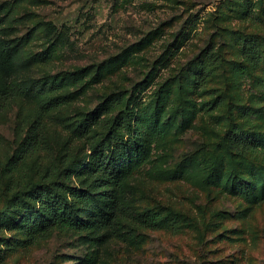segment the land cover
Segmentation results:
<instances>
[{
  "label": "rangeland",
  "instance_id": "1",
  "mask_svg": "<svg viewBox=\"0 0 264 264\" xmlns=\"http://www.w3.org/2000/svg\"><path fill=\"white\" fill-rule=\"evenodd\" d=\"M245 1L0 0L4 37L25 58L51 54L19 68L0 53V89L60 85L0 114V264H264V148L224 142L235 123L264 141V119L232 108L264 107V63L244 54L247 39L264 53V18L246 17ZM249 1L258 11L264 2ZM202 63L211 70L204 89L193 73ZM99 152H112L119 180L85 172ZM40 188L82 219L105 217L111 196L132 212L175 216L177 229L119 211L103 229L53 228L32 240L27 219L46 212L30 198Z\"/></svg>",
  "mask_w": 264,
  "mask_h": 264
},
{
  "label": "trees",
  "instance_id": "2",
  "mask_svg": "<svg viewBox=\"0 0 264 264\" xmlns=\"http://www.w3.org/2000/svg\"><path fill=\"white\" fill-rule=\"evenodd\" d=\"M246 7L244 15L252 19H258L260 17L264 18V2L260 10L258 11L254 5L249 0L245 1ZM7 25V15H0V53L8 56L9 60L14 66L19 68L36 62H47L51 58V54L41 53L36 54L33 58H25L22 53V44L15 42L10 38H6L3 35V32ZM244 54L245 56L255 65L259 62L264 63V53L259 49L258 42L256 39H247L244 43ZM235 67L239 70H243V67L239 64H235ZM194 78L195 84L204 89L208 85V80L211 75V70L208 65L202 63L200 67L194 69ZM60 85L57 83H42V84H30L27 87H11L0 89V114L4 111L6 106L14 98L22 95H36L47 92H53L58 90ZM67 99L63 98H52L51 100L42 104V109L44 111L49 110L52 107L59 106L62 103H65ZM216 104H221L223 102V97L218 95ZM234 112L240 118H254L260 117L264 119V107H254L247 104H236L232 105ZM96 117L92 116L89 118L87 125L83 126V134H87L90 127L94 126L96 123ZM37 144L42 143L41 137H34ZM224 142L226 147L235 152H247L255 150L259 147L264 148V141H261L256 135V133H250L241 126L240 124L235 123L232 127L228 128L225 132ZM97 160L93 166L86 168L85 172H95L102 171L107 174L110 179L119 180L122 176V167L113 162L112 152L108 155L103 152L96 153ZM119 166V167H118ZM264 193V190L262 191ZM46 190L44 188L37 189L35 193H30V198L41 201L43 206L46 208L44 214L33 213L27 219L26 229L30 239L36 240L40 237H44L45 234L53 228L60 229H74V230H83L89 228L103 229L109 226L116 218H119L117 215L119 211H123L122 216L130 218L135 224L145 226L153 229L160 228H169L172 231L177 229V218L175 216L168 217L163 216L159 210L152 211H143V212H132L128 207H125L119 203V200L111 199L108 197L107 210H110L114 207L112 211L106 213L105 217L101 216L100 212H97L92 215L89 219H82L79 217L76 210L65 203L61 199L51 198L48 200L42 199ZM256 190L252 188V195L255 196ZM108 196V195H107ZM15 202V206L19 205ZM24 204V201H22ZM6 218H0V229L5 227L4 222ZM6 223V222H5ZM3 243L2 238L0 237V245ZM0 247V260L4 258Z\"/></svg>",
  "mask_w": 264,
  "mask_h": 264
}]
</instances>
